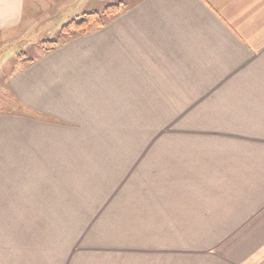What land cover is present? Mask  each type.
I'll list each match as a JSON object with an SVG mask.
<instances>
[{"label": "crops", "instance_id": "crops-1", "mask_svg": "<svg viewBox=\"0 0 264 264\" xmlns=\"http://www.w3.org/2000/svg\"><path fill=\"white\" fill-rule=\"evenodd\" d=\"M106 1L0 0V50L25 36H49L51 23ZM123 6L103 27L31 61L17 58L8 86L20 109L0 113V180H58L76 162H110L111 138L135 142L143 121L200 122L184 135L202 148L166 159L183 180H157L155 193L123 180L122 196L90 188L85 205H95L93 212L73 214L84 206L77 201L46 230L75 242L67 248L75 247L78 264H103L108 224L122 233L114 258L123 248L174 249L175 231L184 264H264V0ZM54 10L61 14L50 23ZM173 128H164L167 141ZM4 217L0 248L9 254L13 213ZM80 221L86 228L73 225ZM1 263L10 264L9 255Z\"/></svg>", "mask_w": 264, "mask_h": 264}, {"label": "rangeland", "instance_id": "rangeland-1", "mask_svg": "<svg viewBox=\"0 0 264 264\" xmlns=\"http://www.w3.org/2000/svg\"><path fill=\"white\" fill-rule=\"evenodd\" d=\"M136 1L138 0H107L102 4H97V9L93 10L103 12L113 4L129 5ZM93 10L91 12H94ZM87 12H82L55 26L51 23L55 18L54 15L61 13L54 10L52 17L48 19L52 31L49 36L46 35L48 31L39 33L37 36L31 33L30 38L25 36L0 50V113L15 112L20 109L18 100L8 86L9 77L17 68V60L24 57L35 58L39 51H42L40 46L43 41H63L65 36L63 27L75 17ZM4 53L8 55L1 58ZM171 117L182 118V116L176 117L174 114H171ZM199 123L180 119L176 121H143V126L138 132L139 135L134 137L135 142H131V138H111V142L107 144V147L112 149L107 153L113 154L108 156L110 162H105L104 159L92 166L89 161L76 162L72 169L59 170L61 174L58 175V180H0V210L2 211L0 223L3 224L4 215L7 211L10 214L13 213V220L10 218L9 243L15 246L9 250V254L7 250L0 248V262L3 261V258L6 261L7 255H9L10 264H78L74 256L75 247L67 248L68 244L72 245L75 242H65L63 239L57 238L51 231L46 230L49 226L47 221L52 217L75 211V202L77 201L82 202L84 206L82 211L76 210L78 212L73 214L93 212L95 205H85L86 199H89V194L92 193L88 189L93 187L99 188L102 195L103 189H105L107 196H111L112 193L122 196L123 191L120 187L125 185L123 180H135L134 184L141 187V193L152 191L155 193L156 184H161L157 180H168V178L183 180L178 177L179 170L167 167L166 159L173 152L178 157L186 149L202 148L199 141L184 135L188 128L199 126ZM171 125H174L173 136L170 141H167L165 134H163L164 128H169ZM222 139L229 140L228 137ZM103 140L106 141L107 138H103ZM242 149L240 147V150ZM143 180L151 181L153 189L151 190ZM84 185L91 186L78 189ZM128 192V189L124 190L125 194ZM8 194H10L11 200L2 201ZM6 206L8 208L5 210ZM73 225L86 228V225L81 221ZM103 227L109 234L105 247L108 251L107 256L101 260L103 264H117V262L121 264H184L185 250L176 240L178 233L175 231L172 233L174 236L172 247L174 249L123 248V257L120 249L114 258L113 250L116 249L122 233H115L116 229L111 224ZM41 232L42 234H40ZM85 235L86 233L82 238ZM94 244H96L94 246H98L94 250H101L99 241H94ZM189 254L188 252L187 256ZM135 255L137 257L132 260Z\"/></svg>", "mask_w": 264, "mask_h": 264}, {"label": "trees", "instance_id": "trees-1", "mask_svg": "<svg viewBox=\"0 0 264 264\" xmlns=\"http://www.w3.org/2000/svg\"><path fill=\"white\" fill-rule=\"evenodd\" d=\"M123 7H125L123 4H113L108 6L103 12H87L81 16L75 17L63 27V34H65L64 40L81 33L90 32L95 28L103 27L110 18L118 15ZM63 41L46 40V42L43 41L41 43V48L44 52H50L59 46ZM21 60L31 61L32 59L24 57Z\"/></svg>", "mask_w": 264, "mask_h": 264}]
</instances>
